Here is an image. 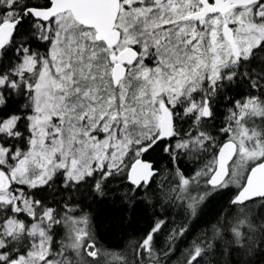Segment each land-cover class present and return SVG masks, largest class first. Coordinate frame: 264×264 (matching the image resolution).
<instances>
[{
  "label": "snow or ice",
  "instance_id": "6c2138e0",
  "mask_svg": "<svg viewBox=\"0 0 264 264\" xmlns=\"http://www.w3.org/2000/svg\"><path fill=\"white\" fill-rule=\"evenodd\" d=\"M0 264H264V0H0Z\"/></svg>",
  "mask_w": 264,
  "mask_h": 264
}]
</instances>
